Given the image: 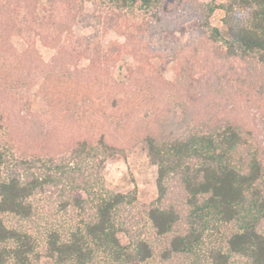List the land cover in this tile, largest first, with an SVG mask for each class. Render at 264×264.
I'll return each instance as SVG.
<instances>
[{
	"label": "trees",
	"instance_id": "obj_1",
	"mask_svg": "<svg viewBox=\"0 0 264 264\" xmlns=\"http://www.w3.org/2000/svg\"><path fill=\"white\" fill-rule=\"evenodd\" d=\"M10 1L0 3V264H35L42 254L56 264H150L154 249L137 231L136 194L108 189L101 174L107 160L126 153L135 121L158 169V198L145 216L164 240L163 264H201L212 235L223 243L207 250L208 264H264V133L242 112L264 107V0L190 2L198 39L212 44L218 60L246 67L198 79L195 65L183 63L173 80L146 73L140 56L154 57L155 46L128 49L137 38L172 31L153 0H140L146 16L124 33L126 43L112 47L93 38L62 43L71 19L57 22L46 13L62 5L75 20L85 10L82 0ZM94 1L124 12L138 0ZM217 9L225 12L224 30L211 25ZM25 32L35 40L20 48L15 40ZM36 39L56 50L50 61ZM34 98L42 110H34ZM46 116L86 129L62 159L36 146ZM18 122L30 127L27 136ZM42 199L78 222L68 232L49 231L41 254L34 235L6 217L30 221Z\"/></svg>",
	"mask_w": 264,
	"mask_h": 264
},
{
	"label": "rangeland",
	"instance_id": "obj_2",
	"mask_svg": "<svg viewBox=\"0 0 264 264\" xmlns=\"http://www.w3.org/2000/svg\"><path fill=\"white\" fill-rule=\"evenodd\" d=\"M85 10L81 16L75 20L69 8L58 5L53 14L46 13L50 20L68 21L71 19V31L63 36V44L68 41L80 43L84 38H93L95 44L99 43L103 47H112L126 43L124 33L133 28L136 21L146 16L147 9L142 6L140 0L137 1L135 8L121 12L102 1L82 0ZM193 0H153V8L161 12V15L170 25L172 31L157 36L154 39L146 37L135 39L129 43L128 49L133 46L146 48L147 45L156 47L154 57L151 53L143 52L140 56L141 63L146 66L148 75L162 73L166 79L173 80L176 70L181 64L193 63L195 65L196 78L204 79L210 75L220 72L224 74L231 71L232 65L242 70L246 65H241L237 61L223 62L218 60L213 53V46L208 42L198 39L199 25L188 11V4ZM202 3H214L217 6L226 4L229 0H199ZM12 2L10 0H0V3ZM43 15L45 14L42 13ZM95 14L101 17L90 21L89 15ZM53 15V16H52ZM148 14L147 16H149ZM225 12L217 9L212 15L210 22L213 27L220 30L225 29ZM24 19L22 16L20 20ZM35 37L25 32L24 36L16 38V45L20 48L27 43H31ZM56 44V42H54ZM195 43V44H194ZM37 48L45 61H50L56 54V50L50 46H44L39 39H36ZM79 45V44H77ZM131 61V56L126 55ZM151 61V62H149ZM34 110H42L39 98H34ZM243 117L248 119L252 125L264 133V107L262 109L247 107L242 109ZM45 133H37L36 146L45 148L47 154L55 155L56 159H62L66 145L71 141L85 136L86 129L73 120H66L53 116H46L44 119ZM135 121L130 126V146L126 148V153L111 158L105 162L101 169V174L108 189L122 194L135 193L137 203L133 208L136 222H138V233L142 238L147 239L153 246L154 254L150 259V264H163L162 252L164 240L157 238L151 223L146 219L145 209L147 205L155 202L158 198L157 176L158 169L148 157V147L145 142L137 138V125ZM30 127L25 123L18 122L16 129L24 135L29 134ZM3 131L0 129V144L5 142ZM44 134V135H43ZM91 134V133H90ZM126 134V133H125ZM264 136V134H263ZM125 139V138H124ZM41 149L42 153L45 151ZM11 226L23 227L29 230L38 241V251L42 254L45 246L46 235L54 229H61L68 232L69 229L78 222L75 217L62 213L57 208V203L47 199H42L37 203V214L30 221H21L14 216L6 217ZM76 221V222H75ZM223 237L212 235L205 241L204 248L199 253L201 264H208L206 256L207 250L213 246L223 243ZM119 239L123 245H129L130 241L125 233L119 234ZM103 261V260H102ZM100 261L98 264H105ZM35 264H56L55 260L44 256ZM235 264H245L236 261Z\"/></svg>",
	"mask_w": 264,
	"mask_h": 264
}]
</instances>
